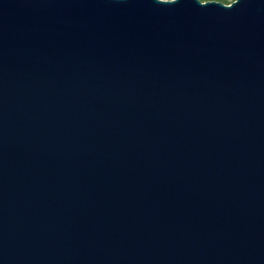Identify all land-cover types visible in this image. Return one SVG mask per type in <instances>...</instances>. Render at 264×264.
<instances>
[{
  "label": "water",
  "instance_id": "water-1",
  "mask_svg": "<svg viewBox=\"0 0 264 264\" xmlns=\"http://www.w3.org/2000/svg\"><path fill=\"white\" fill-rule=\"evenodd\" d=\"M0 264H264V0H0Z\"/></svg>",
  "mask_w": 264,
  "mask_h": 264
},
{
  "label": "trees",
  "instance_id": "trees-1",
  "mask_svg": "<svg viewBox=\"0 0 264 264\" xmlns=\"http://www.w3.org/2000/svg\"><path fill=\"white\" fill-rule=\"evenodd\" d=\"M201 1H207V0H201ZM216 1H222L223 3H228L226 0H216Z\"/></svg>",
  "mask_w": 264,
  "mask_h": 264
},
{
  "label": "rangeland",
  "instance_id": "rangeland-1",
  "mask_svg": "<svg viewBox=\"0 0 264 264\" xmlns=\"http://www.w3.org/2000/svg\"><path fill=\"white\" fill-rule=\"evenodd\" d=\"M233 0H226V2H228V3H225V4H229L230 2H232ZM220 2H222V1H220ZM223 3V2H222Z\"/></svg>",
  "mask_w": 264,
  "mask_h": 264
}]
</instances>
